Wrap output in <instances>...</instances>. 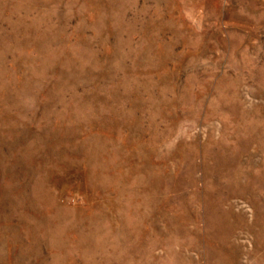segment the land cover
Segmentation results:
<instances>
[{
  "label": "rangeland",
  "instance_id": "rangeland-1",
  "mask_svg": "<svg viewBox=\"0 0 264 264\" xmlns=\"http://www.w3.org/2000/svg\"><path fill=\"white\" fill-rule=\"evenodd\" d=\"M0 264H264V0H0Z\"/></svg>",
  "mask_w": 264,
  "mask_h": 264
}]
</instances>
